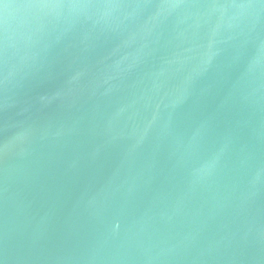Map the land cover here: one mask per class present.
<instances>
[{
    "label": "clouds",
    "instance_id": "obj_1",
    "mask_svg": "<svg viewBox=\"0 0 264 264\" xmlns=\"http://www.w3.org/2000/svg\"><path fill=\"white\" fill-rule=\"evenodd\" d=\"M220 87L226 90L217 114L264 111V0H0V152L14 164L54 159L76 122L51 113L79 111L85 97H115L102 114L105 131L111 140L126 138L132 153L154 134L169 132L194 94ZM214 127V118H202L177 136L173 178L188 193L226 179L239 189L243 206L264 185V160L235 151L234 130L215 133ZM258 135L264 137V121ZM82 160L75 151L65 157V173ZM135 188L109 185L88 200L102 235L128 227ZM252 244L259 256L247 254ZM221 259L264 264V228L248 229Z\"/></svg>",
    "mask_w": 264,
    "mask_h": 264
},
{
    "label": "water",
    "instance_id": "obj_2",
    "mask_svg": "<svg viewBox=\"0 0 264 264\" xmlns=\"http://www.w3.org/2000/svg\"><path fill=\"white\" fill-rule=\"evenodd\" d=\"M225 90L194 94L174 115L169 132L154 134L132 153L126 138L111 140L105 131L102 114L115 97L97 93L85 97L79 111L53 110V119L76 122V132L54 159L36 156L21 165L0 152V261L13 264V256L25 255L33 264H223L221 258L244 232L264 228V185L241 206L239 189L233 191L226 179L188 193L173 178V165L177 136L202 118H214L215 133L234 130L235 151L264 160V137L258 135L264 111L217 114ZM74 151L84 160L65 173L63 160ZM133 183L128 227L115 236L102 235L88 200L103 196L109 185ZM170 248L175 254L161 255ZM247 254L260 255L255 244Z\"/></svg>",
    "mask_w": 264,
    "mask_h": 264
}]
</instances>
